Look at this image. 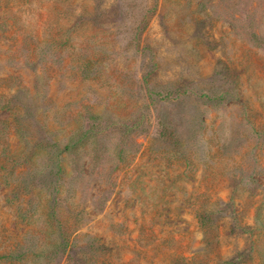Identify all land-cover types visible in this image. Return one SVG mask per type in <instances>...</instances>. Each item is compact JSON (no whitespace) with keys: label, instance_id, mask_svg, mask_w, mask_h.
<instances>
[{"label":"rangeland","instance_id":"rangeland-1","mask_svg":"<svg viewBox=\"0 0 264 264\" xmlns=\"http://www.w3.org/2000/svg\"><path fill=\"white\" fill-rule=\"evenodd\" d=\"M0 264H264V0H0Z\"/></svg>","mask_w":264,"mask_h":264}]
</instances>
